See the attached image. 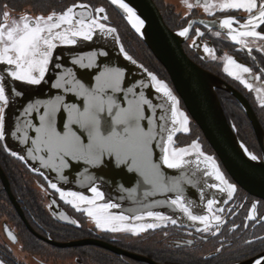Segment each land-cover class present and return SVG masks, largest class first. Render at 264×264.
I'll list each match as a JSON object with an SVG mask.
<instances>
[{
	"label": "water",
	"instance_id": "95a60500",
	"mask_svg": "<svg viewBox=\"0 0 264 264\" xmlns=\"http://www.w3.org/2000/svg\"><path fill=\"white\" fill-rule=\"evenodd\" d=\"M106 1L111 4L110 0ZM125 2L144 21L140 32L131 26L122 9L113 4L111 6L126 19L131 29L166 70L173 86L169 89L178 101L183 102L187 113L204 134L228 176L243 191L264 201V129L249 101L231 85L206 71L188 57L184 44L189 35L180 36L179 33L172 31L153 0H125ZM76 11L79 13L81 9H76ZM85 14L87 15V12ZM196 23L210 29H219V22L199 21ZM194 25L192 24L191 27ZM116 37H118L117 33L108 35L97 30L90 41L79 37L75 44L57 48L45 77L39 85H29L13 79L7 80V84L21 92V95L9 93V105L5 111V137L3 139L5 146L12 153L15 152L18 159L21 156L24 157L20 160L30 171L40 174L52 184L55 183L63 192H77L93 197L90 188L97 187L104 193L102 203L118 205L111 209L114 215L146 216L148 211H153L168 216V209L174 206L171 200L177 195H181L186 204L190 202L198 207L205 206L215 194L222 193L218 188L211 186L219 184V181L214 175L205 174L211 169L203 162L202 157L198 161L195 153L185 157L188 163L179 169H171L163 164V147L167 146L168 131L173 127L171 102L162 93L156 91L148 75L151 72L133 57L135 64L125 58L124 53L120 51L122 46L120 39ZM101 52L107 55H100ZM92 53H96V61L92 67H83L75 63L78 58L85 57L84 64H87V57ZM105 68L119 69L123 73L120 85L122 90L107 89L105 99L111 97L120 107L126 108L128 101L134 99L127 89L133 88L136 93L135 98L143 92L144 97L151 101L152 106L144 105L146 118L141 121V126L148 131L149 121H151L150 127L155 137L151 142L152 162L159 166L161 183L166 186L167 190L155 189L151 184L145 183L140 172L129 170L130 162L118 163L115 155L105 154L104 163L99 166L65 157L68 167L64 168L59 167V160H56L55 166L46 165L41 161V157L45 161L48 160V152L42 144L39 145V151L35 150L37 145H34L32 141L37 140L38 134L35 129L40 126V118L44 114L45 106L49 102H57L59 98L63 105L74 104L83 111L85 97L79 95L78 91L72 90L76 88V81L89 90L94 89L97 87L96 77ZM58 81L61 83L59 88L54 86ZM219 91L233 96L244 109L253 126L263 159L252 152L232 128L221 103ZM26 109L28 111H25ZM161 116L164 119H161ZM110 120L111 117L107 112L102 114V130H105V134H107L108 127L105 121L110 122ZM67 122L68 111L61 106L55 115L57 130L63 132L65 130L63 126ZM71 127L78 135L83 132L82 139L84 143L88 142V133L84 129L78 124H72ZM179 132L174 134L173 143ZM245 148L255 154L258 159L252 161L245 152ZM30 149L33 150L31 155H29ZM197 164H199L198 167ZM19 211L23 215L22 211ZM61 213L64 214L59 209L56 212L59 216H62ZM88 245L102 247L116 255H126L140 262L155 264L145 258H139V256L108 244L95 241H81L58 246L69 248Z\"/></svg>",
	"mask_w": 264,
	"mask_h": 264
},
{
	"label": "flooded vegetation",
	"instance_id": "af4514ba",
	"mask_svg": "<svg viewBox=\"0 0 264 264\" xmlns=\"http://www.w3.org/2000/svg\"><path fill=\"white\" fill-rule=\"evenodd\" d=\"M153 1L172 31L179 33L184 28H189L187 34L189 38L184 44L188 57L206 71L224 80L248 99L264 129V107L261 106L260 100L257 98L264 96V40L238 37L245 41L244 44H240L231 39L232 35L248 30L241 25L247 21L250 14L243 9L220 10L218 7L212 8L210 12H205L202 6L205 0H189L194 5L197 2L201 5L191 10L185 6L182 0ZM54 2L56 1L54 0ZM59 2V5L47 6V0H0V23H5L2 17L4 11L11 12L9 20L6 21L11 24L13 20L25 13L33 17L41 14L47 16L52 11L61 13L67 7L79 3L88 5V10L92 11L94 16L96 15L94 10L103 7L105 13L100 15H107L108 19L100 20V22L108 27L116 28L124 50L128 55L145 65L138 57L139 53L135 54V51L130 48V46L132 47L131 41L127 42L123 39V33H127L126 19L108 1L67 0L64 1L65 4H63V0ZM208 2L219 5L226 0H208ZM262 2L264 0H257L258 5ZM4 5L7 7L5 8ZM253 12L258 15L256 9ZM227 18H234L232 28L235 31L231 33L229 29L221 27V22ZM199 21L219 22V29H210L196 23ZM192 24L195 25L191 27ZM61 30H63V26ZM256 30L264 35V25ZM217 32L220 33L219 36L215 35ZM56 43L57 47L53 53L59 47L69 46V44ZM205 46L212 49V52H206ZM227 57H231L237 64L249 68L250 72L243 73L235 65H228ZM226 66L229 71H225ZM7 67L9 66L0 65V74L6 75ZM229 72L237 73L240 79L230 75ZM9 79L12 80L11 77L6 76V81ZM241 80L251 84L252 89L246 87ZM218 94L224 104L223 97L229 98L227 102L230 105L233 104L238 110L240 108L246 116L247 128L250 127L255 138V153L263 159L256 134L242 106L228 93L219 91ZM6 109L7 107L5 111ZM228 118L232 126L239 130L235 117L232 118L228 115ZM204 150L210 151L205 144ZM206 154L215 159L211 151ZM215 161L219 166L218 161L216 159ZM0 165L4 170L5 180L10 185L12 194L18 200L29 223L27 227L26 221L9 202L10 194L5 188L3 174L0 172V264H144L117 256L98 246L64 248L63 250L58 246L73 244L77 241L108 244L124 252L161 264H244L249 262L254 264L255 259L264 254V239H260L264 237V201L237 187L220 166L219 169L225 179L235 185L236 191L232 197L229 198L226 192L215 194L210 199L216 201L211 213L208 211V203L203 207H198L190 202L188 204L195 215L220 216L222 222L218 227L215 221H211L212 227L209 231L204 232L202 224L198 221H190L179 208L173 206L168 209L167 217L175 219L176 224H172L170 220L156 221L146 215L143 220L133 219L130 222L133 224L159 223L161 226L134 235L130 232L112 234L110 231L97 228L94 220L83 211L88 205L79 204L78 207H74L73 204L67 202L72 200V197L66 196L62 199L60 192L53 189L43 178L35 176L34 172L30 171L22 160L9 154L1 143ZM254 203L257 208L253 213L252 205ZM58 207L65 210L64 213L67 216L64 220H68L69 223L65 224L55 216ZM221 209L223 211H220ZM109 211L112 213L111 209ZM250 214L254 216V219L248 218ZM89 220H92L94 225L88 224ZM197 228L201 231H197ZM8 231L11 235H8Z\"/></svg>",
	"mask_w": 264,
	"mask_h": 264
},
{
	"label": "snow or ice",
	"instance_id": "6c2138e0",
	"mask_svg": "<svg viewBox=\"0 0 264 264\" xmlns=\"http://www.w3.org/2000/svg\"><path fill=\"white\" fill-rule=\"evenodd\" d=\"M110 2L123 10L127 15L128 22L137 32L141 31L144 21L125 0H110ZM182 2L189 10L201 6L199 2L196 5L190 3L189 0H182ZM202 6L205 12H210L214 7H218L220 10H245L250 15L241 26L248 30L232 35L231 39L240 44H244L245 41L238 37H252L264 40V35L256 30L264 25V2L258 5L257 0H226L222 4L214 5L205 0ZM4 7L6 8L7 5H4ZM76 9H81V11L78 13ZM88 9V5L79 3L67 7L61 13L52 11L47 16L41 14L33 17L25 13L13 20L11 24L6 23L11 16V12L4 11L2 13L5 23H0V65L9 67L6 69V75L0 74V140H3L5 137V108L9 105V93H15L17 96L21 95V92L16 91L14 87H10L7 84L6 76L11 77L14 81L25 82L29 85H39L48 70L53 50L57 47L56 42L72 45L77 42V37L90 41L97 30L100 33L108 35L116 33V28L108 27L100 22V20L108 19L107 15H100L105 13L103 7L94 10L95 16ZM254 9L258 11V15L254 14ZM85 12H87V15H85ZM233 23L234 18H227L221 22V27L229 29L231 33L235 31L232 28ZM62 26L63 30H61ZM188 32L189 28L186 27L179 32V35L186 36ZM215 35L219 36L220 33L217 32ZM116 39L119 38L116 37ZM120 51L124 53L126 59L133 64L136 63L132 56L128 55L124 50L123 46H121ZM205 51L212 52V49L205 46ZM100 55H107V53L101 52ZM84 59L85 57H80L75 63L81 64L83 67H92L96 61V53H92L87 57V64H84ZM227 64L235 65L243 73L250 72L249 68L237 64L231 57H227ZM225 71H229L227 66L225 67ZM229 74L240 79V76L235 72H229ZM148 75L151 77L156 91L162 93L171 102L170 111L173 127L168 131L167 146L163 147V164L171 169H179L188 163L185 157L195 153L197 160L199 161V158L202 157L203 162L211 169V171L205 174L209 176L214 175L215 179L219 181V184L211 186L218 188L222 193L226 192L228 197L231 198L236 191L235 185L225 179L215 159L212 156L205 155L198 142L193 141L188 147H171L173 136L176 132L189 131V120L179 110V101L173 95L168 85L164 81L159 80L154 74L148 73ZM122 79L123 73L119 69L105 68L96 77L97 87L94 89L89 90L79 83V81H76V88L72 90L78 91L79 95L85 97L83 111L74 104L71 106L63 105V102L59 98H57V102H49L45 106L43 116L40 118V126L35 129L38 134L37 140L32 141V143L37 145L36 151L40 150L39 145L41 144L46 148L48 160L45 161L43 157L40 158L46 165L52 164L55 166L56 160H59V167L66 168L68 167V162L65 160V157H71L73 160H83L89 165L99 166L104 163L103 158L105 154L109 156L115 155L118 163L130 162L131 166L129 170L140 172L145 183L151 184L155 189L167 190L166 186L161 183L159 166L152 162L151 142L155 137L150 127L151 121H149L148 131H145L144 127L141 126V121L146 118L144 115V105L152 106L151 101L144 97L143 92L139 94L138 98H135L136 93L133 88L127 89V92L132 94L134 99L128 101V107L126 108L120 107L111 97L105 99L107 89H112L113 91L122 90L120 87ZM241 82L245 83V86L250 90L252 89L251 84H248L244 80H241ZM54 86L59 88L61 87V83L58 81ZM257 98L260 100L261 106L264 107V96H258ZM61 106L65 107L68 111V122L64 124L65 130L63 132L58 131L55 125V115ZM25 111H28V109ZM105 112L111 117L110 122L105 121L108 125L106 129L107 134H105V130H102V114ZM161 119H164V117L161 116ZM72 124H78L80 128L88 133L87 143H84L82 139L83 132L78 135L76 131L72 130ZM13 135L15 134L13 133ZM25 140H27L26 136ZM32 151V149L29 150V155L32 154ZM245 152L252 161L258 159L247 148H245ZM12 155L15 156L17 154L13 152ZM19 158L24 159L22 156ZM198 166L199 164H197ZM50 186L60 192L62 199L66 196L72 197V200L67 202L73 204L74 207H78L79 204L88 205L83 211L94 220L97 228L111 232H130L138 235L148 229H155L161 226L159 223L133 224L130 222L133 219L136 221L143 220L144 216L141 215L129 217L110 213L109 210L118 207V205L97 203L104 199V193L95 186L90 188V191L93 193L92 198L77 192L65 193L60 191L55 183ZM214 203H216L214 200L208 201V211L210 213L212 212ZM171 204L179 208L190 221H198L202 224V231L204 232L209 231L212 227L211 221H215L217 227L222 222L221 217L218 215L209 217L208 215L193 214L190 206L185 203L181 195H177L175 199L171 200ZM256 208L257 205L254 203L252 205L253 213L256 211ZM220 211H223V209ZM146 215L149 218H154L156 221L170 220L172 224H176L175 219L158 212L148 211ZM248 218L254 219V216L250 214ZM197 231H201V229L197 228ZM260 239H264V237ZM188 243H191V241H188ZM254 264H264V254L256 258Z\"/></svg>",
	"mask_w": 264,
	"mask_h": 264
},
{
	"label": "rangeland",
	"instance_id": "374dc122",
	"mask_svg": "<svg viewBox=\"0 0 264 264\" xmlns=\"http://www.w3.org/2000/svg\"><path fill=\"white\" fill-rule=\"evenodd\" d=\"M127 26V29H126V31H127V33L125 34V33H123V35H124V40L125 41H127V42H129L128 40H129V37L128 36H133L132 34V29H131V27L129 26V25H126ZM132 33V34H131ZM135 36L137 37V35L135 34ZM123 37V36H122ZM138 38V37H137ZM139 39V38H138ZM135 40L138 42V45H140V43H139V41L135 38ZM121 44H122V42H121ZM123 45V44H122ZM130 48L133 50V51H135V54L136 53H139L138 54V57L145 63V67H147L148 68V70L152 73V74H154L159 80H162V81H164L167 85H168V87H172V85H170V81H169V76H168V73L166 72V70L163 68V67H161V65L160 64H157V63H155V61H154V59L151 57V55L150 54H148V53H146L144 50L143 51H141V49H142V47H141V45H140V47H134V44H132V47L130 46ZM169 78V79H168ZM221 99V98H220ZM223 99H225L224 101H225V104H224V102L222 101V99H221V101H222V103H223V105L225 106V109L227 110V113H228V115L230 116L231 115V113H233L234 112V107H231L230 106V104L227 102V101H229V98H226V97H223ZM228 99V100H227ZM179 106V105H178ZM237 109V108H236ZM182 111H184L183 113L188 117V120H189V125H188V127H189V131L191 130V131H193L192 133H191V135H190V137L191 136H193V137H195L196 138V136H198V132H196V129H195V127H194V122H193V120L191 119V117L189 116V114L187 113V111H186V109H185V107L183 106V110ZM232 117V116H231ZM249 122H250V120H249ZM250 124H251V122H250ZM252 125V124H251ZM253 127V126H252ZM244 128V127H243ZM188 131V132H189ZM190 131V132H191ZM188 132H183V131H180V134H179V138L178 139H176V141L174 142V145H173V147L174 148H181V147H188V146H190L193 142L192 141H190L189 142V139L188 138H186V137H188L186 134L188 133ZM240 132V134L242 135V137H243V139H245L246 140V137L244 136V134H243V132L240 130L239 131ZM198 138H201V137H197V139ZM196 139V140H197ZM198 141V143L200 144V146H201V150L205 153V155H207L206 153H208V152H210V151H205L204 150V142L203 141H199V140H197ZM196 141V142H197ZM192 142V143H191ZM206 145V144H205ZM2 147H3V144H2ZM207 148V147H206ZM102 202V200L101 201H98L97 203H101ZM110 233H112V234H118V233H120V232H111L110 231ZM88 246H93V245H88ZM95 247V246H94ZM69 248H73V247H69ZM64 248H62V250H63ZM68 249V248H67ZM114 254V253H113ZM116 255V254H115ZM117 256H121V257H126V258H128V259H131V260H133V261H136V262H139V263H144V264H150V263H148V262H140V261H137L136 259H134V258H132V257H129V256H124V255H117ZM150 261V260H149Z\"/></svg>",
	"mask_w": 264,
	"mask_h": 264
},
{
	"label": "trees",
	"instance_id": "16d2710c",
	"mask_svg": "<svg viewBox=\"0 0 264 264\" xmlns=\"http://www.w3.org/2000/svg\"><path fill=\"white\" fill-rule=\"evenodd\" d=\"M53 1V2H52ZM56 2H54V0H47V6H49V5H59L60 4V2L59 1H62V0H55ZM64 1H67V0H63V4H65V2ZM51 3V4H50ZM62 3V2H61ZM133 33V32H132ZM131 33V34H132ZM133 36H128L129 37V42L131 41V44H134V47L136 48V47H140V45H141V47H142V49H141V51H145L146 53H148V54H150L151 55V57H152V54H151V52L148 50V48L146 47V45L140 40V39H138L136 36H135V34L133 33L132 34ZM135 38L139 41V43H140V45H138V42L135 40ZM153 59H154V61H155V63H157V64H159L158 63V61L154 58V56L152 57ZM162 67V66H161ZM169 79V78H168ZM169 81H170V79H169ZM224 106V105H223ZM231 107H234V105L233 104H231L230 105ZM230 116H232V118L233 117H235V119H236V122H237V125L239 126V130H238V132L241 130L242 132H243V134H244V136L246 137V140L245 139H243V137H242V135L240 134V132H239V134L241 135V137L240 138H242V140H243V142L249 147V149L251 150V151H253L254 153H255V149H254V146L256 145V143H255V138L253 137V133H252V131H251V129H250V127L249 128H247V125H248V120H247V118H246V116L242 113V111H241V109L239 108V110L238 109H236L235 107H234V112L233 113H231V115ZM194 127H195V129H196V132H198V136H196V138L195 137H193V136H191L190 137V135H191V133L193 132V131H189L186 135L188 136V137H186V138H188L189 139V142L190 141H197V140H199V141H203L204 143H205V140L204 139H202V138H198L197 139V137H200V135H201V137H202V133H201V131L199 130V128L194 124ZM244 127V128H243ZM239 135V136H240ZM179 138V137H178ZM178 138H176V139H178ZM197 139V140H196ZM191 142V143H192ZM198 142V141H197ZM205 144H207V143H205ZM211 152H212V149L210 148L209 149Z\"/></svg>",
	"mask_w": 264,
	"mask_h": 264
},
{
	"label": "bare ground",
	"instance_id": "6f19581e",
	"mask_svg": "<svg viewBox=\"0 0 264 264\" xmlns=\"http://www.w3.org/2000/svg\"><path fill=\"white\" fill-rule=\"evenodd\" d=\"M165 21V20H164ZM248 100V99H247ZM221 103H222V101H221ZM250 103V102H249ZM223 105V104H222ZM183 106H184V104H183V102L181 101V102H179V110L180 111H182L183 110ZM185 107V106H184ZM224 107V106H223ZM187 111V110H186ZM224 111H225V113H226V116H227V118H228V113H227V110L225 109V107H224ZM182 112H184V111H182ZM228 120H229V118H228ZM229 122H230V120H229ZM231 124V123H230ZM231 126H232V124H231ZM198 127V126H197ZM199 128V127H198ZM232 128L234 129V131L236 132V134L239 136V132H238V130H236L233 126H232ZM200 130V129H199ZM201 131V130H200ZM202 133V132H201ZM179 134H180V132H179ZM179 134H178V136L177 137H179ZM200 137H201V135H200ZM240 137V136H239ZM202 139H204L205 140V143H207L206 144V147L207 148H211L210 146H209V144H208V142H207V140L205 139V137H204V134L202 133V137H201ZM241 140H242V138H240ZM243 141V140H242ZM0 143L1 144H3L4 145V147H5V149H6V151L9 153V154H11L12 155V152L5 146V144H4V141L3 140H0ZM247 146V145H246ZM248 147V146H247ZM212 149V148H211ZM12 156H14V155H12ZM213 156L215 157V159L218 161V162H220V160L218 159V157L216 156V154L215 153H213ZM16 157V156H15ZM224 168V167H223ZM0 170H1V172H2V174H3V179H4V184H5V188H6V190H7V192L10 194V197H9V202H11V204H12V206L15 208V209H17L18 210V212L20 213V211L19 210H21V207H20V205H19V202H18V200L15 198V196L12 194V191H11V188H10V185L8 184V182L5 180V173H4V170L2 169V167H1V165H0ZM31 174H33V173H31ZM34 175L35 176H39L40 178H43L46 182H48V184L49 185H51L52 183L51 182H49L48 180H46L44 177H42L40 174H38V173H35L34 172ZM237 186V185H236ZM238 187V186H237ZM58 188V187H57ZM241 189V188H240ZM60 191H62L61 189H60ZM66 193H68V192H66ZM59 210H62L63 211V213H64V209L63 208H58ZM22 211V210H21ZM22 214L23 215H21V213H20V215L22 216V218L24 219V221H26V223L28 224L27 225V227L29 226V223L27 222V220H26V218H25V215H24V213H23V211H22ZM62 214V213H61ZM55 216L56 217H58L63 223H69L68 222V220H64L65 219V217L67 216V215H65V213H64V215L62 214V216H59L58 214H56L55 213ZM93 221L92 220H89V221H87V223L88 224H92V225H94L93 223H92ZM6 235V234H5ZM8 235H11V233L8 231ZM7 236V235H6ZM77 242H81V241H77ZM77 242H75V243H77ZM84 242V241H83ZM61 248H64V247H61ZM139 258H142V257H139ZM143 258H145V257H143ZM148 260V259H147ZM151 261V260H150ZM152 262H154L155 264H161L160 262H157V261H152Z\"/></svg>",
	"mask_w": 264,
	"mask_h": 264
}]
</instances>
